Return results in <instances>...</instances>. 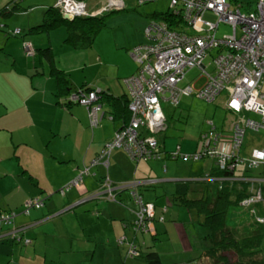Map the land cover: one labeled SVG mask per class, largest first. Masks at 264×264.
<instances>
[{
  "label": "crops",
  "instance_id": "obj_1",
  "mask_svg": "<svg viewBox=\"0 0 264 264\" xmlns=\"http://www.w3.org/2000/svg\"><path fill=\"white\" fill-rule=\"evenodd\" d=\"M56 1H22L19 12L0 14V22L8 23V19H14L17 13L22 15L23 11L31 10L26 22L31 25L29 32L31 27L43 21L45 11ZM12 2L3 0V5ZM149 12L151 14L147 15L150 16L160 13ZM52 32H29L32 43L37 44L35 55L31 63L24 65L27 71L15 68L24 80H7L3 85L8 94L0 95V211L18 212L27 200L42 201L28 213H18L11 224L0 226L5 236L0 239V264H143L142 257L149 246L155 247L149 251L157 252L163 264L177 263L173 256L178 252L184 255L178 260L180 263L189 260L186 256L199 257L196 252L199 239H203L207 231L199 223L201 217L186 208L191 214L187 220L183 206H168L158 198L163 188L170 192L168 197L176 201V195L191 188L190 181H200L199 176L205 171V174L213 172L214 161L208 157L197 160L168 157L167 153L176 149L191 153L196 146L188 139L192 137L173 131L167 125L163 131L164 139L157 140L162 153L158 159L133 161L124 149L114 148L102 159V162L107 160V164L94 161L115 131L128 122L129 113L124 104L129 97L123 79L137 70L128 50L146 42L144 31L139 27L135 39L125 46L108 38L98 39L96 45L93 42L90 47L81 49L71 48L63 42L64 38L56 36L54 43L62 42L61 45L68 48L63 55L60 54L63 50L57 51L52 45ZM1 41L5 43L4 38ZM45 47L50 48V59L41 56L37 50ZM58 71L68 78L71 90L87 86L104 91L99 98L103 117L98 126L90 127L86 106L71 104L63 107L58 103L64 97L56 81ZM223 106L221 108L229 118L221 130H228L236 115ZM170 135H181L182 140L174 138L168 146L165 140ZM175 143L177 146L173 149ZM263 144L264 140L260 145ZM257 146H251L246 149V154H241L247 155ZM205 160L211 161L203 165L200 161ZM189 161L192 162L186 164ZM248 170L239 173V177L248 183L244 184L246 191L253 193L264 189V180H260L262 173ZM212 177L219 185V177L216 174ZM105 178L113 184L112 200L95 196L103 188ZM229 182L232 190L235 182ZM133 193L139 195L143 203L151 204L154 216H158V220L150 221L142 231L134 228L138 205ZM66 214L71 215L72 222L64 221ZM160 216L162 220H159ZM189 223L195 225L194 249L186 231ZM14 229H18L20 240L9 237ZM174 230L181 233L182 246L174 245ZM146 234L154 242L164 234L171 246L149 245ZM23 237L29 243H23ZM186 241L191 245L188 248ZM201 243L203 249L208 246V242ZM131 246L142 254L130 256ZM167 253L170 258L166 257ZM200 260L205 261L203 256Z\"/></svg>",
  "mask_w": 264,
  "mask_h": 264
},
{
  "label": "built area",
  "instance_id": "obj_2",
  "mask_svg": "<svg viewBox=\"0 0 264 264\" xmlns=\"http://www.w3.org/2000/svg\"><path fill=\"white\" fill-rule=\"evenodd\" d=\"M152 1L136 0L137 5ZM168 1L169 15L177 21L175 26L169 27L165 19L151 21L144 28L148 41L128 50L137 65L136 72L123 79L129 97L127 107L130 119L105 143L100 157L105 158L113 148L121 147L136 161L160 158L154 134L166 128L161 100H168L173 106L178 105L183 96H196L212 102L225 90L224 108L236 115L228 130L216 129L209 120V127L200 133L191 153L176 149L169 156L190 160L215 158L222 169H232L238 164L245 165L247 169H264V144L251 148L247 155L241 154L247 129L262 130L264 135V0H257L256 11L250 12L241 11L239 6L227 0ZM56 4L69 18L88 14L86 4L80 0H58ZM124 7L125 0H105L102 9L93 11L91 15ZM206 13L212 14L215 19L205 18ZM220 23L228 24L232 32L217 38ZM215 47L219 48V52L212 58L213 69L209 72L204 59L208 50ZM25 51L28 55L34 52L29 45L25 46ZM195 67L200 69L204 82L199 87H195L194 82L180 86L186 71ZM99 93L98 88L95 91L79 90L68 98L87 107L92 126H96L103 115ZM248 112H255L259 119L240 115ZM140 128L146 134L140 133ZM102 163L107 164V160ZM260 180H264V174ZM111 187L109 181L105 180L98 194L106 191L105 197L109 199L112 196ZM253 193L242 201V205L264 202L262 189ZM132 195L138 205L134 228L142 231L146 228V221L154 216L153 206L143 203L139 195ZM41 202L40 199L25 201L24 213H28L33 206H40ZM15 215L0 213V226L11 223ZM256 220L264 222V217H256ZM17 230H12L9 235L20 240ZM24 242L29 243V240L25 239ZM129 253L134 257L138 255L132 246Z\"/></svg>",
  "mask_w": 264,
  "mask_h": 264
},
{
  "label": "rangeland",
  "instance_id": "obj_3",
  "mask_svg": "<svg viewBox=\"0 0 264 264\" xmlns=\"http://www.w3.org/2000/svg\"><path fill=\"white\" fill-rule=\"evenodd\" d=\"M22 1H28V0H22ZM21 1V2H22ZM105 0H85L87 7L89 10L95 11L97 9H102V5ZM125 7L124 10L121 11H108L103 14V20H104V26L103 28L99 31L97 36L95 37V45L97 44L98 39H103L106 40L108 38H111L116 44H119L120 46H125L128 43H131L135 39V33L139 29V27L144 31V28L151 22V21H159L162 19L161 16L162 14L168 11V0H155L152 2H149L147 4L143 5H137L136 0H125ZM232 4H235V0H227ZM6 2V1H5ZM20 2V3H21ZM237 2L242 6L241 11L245 12L248 11L247 9L253 10L255 8V0H237ZM57 3V1L55 2ZM12 4V3H11ZM10 4V5H11ZM3 5V0H0V6ZM56 5V4H54ZM154 10L160 12L159 14L155 15L151 14L149 11ZM31 11V10H30ZM27 11H23L22 15L17 13L14 17V19H8V23L6 21L1 20V23L3 24L7 23L8 26H4L3 31L0 30V48L4 46L3 49H0V95H7V87L4 86L3 84L7 80H24V78H21L18 76L17 72L15 71V68L18 69L19 71H27V69H24V65L27 63H31L33 56L28 55V53L25 52V46L29 45L33 50L35 49L37 44L32 43L31 39L29 38V32H28V27L31 25H27V13H30ZM154 15V16H153ZM38 17V16H37ZM31 18H34L31 16ZM205 18H209L211 20H214L215 17L210 14L206 13ZM19 29L22 32L17 33V36H12V31L14 29ZM26 32V34H24ZM232 29L229 25L225 23H220L218 26V29L216 31V37L220 38L223 34L231 33ZM53 36L52 40L53 43L52 45L56 47V50H63L60 54H64L66 50L68 49L65 46H62V42L60 44H55L54 40L56 36H61V38H65L66 36V27L65 25L61 24L57 26L53 30ZM42 34V33H40ZM44 34V33H43ZM9 35V36H8ZM146 42L148 41V38L146 37L144 33ZM43 37V36H41ZM4 38L5 43H3L1 40ZM145 43V42H144ZM69 46V45H68ZM73 48V47H71ZM219 52V48L215 47L210 50H208V55L204 59V64H208L206 67L207 71H211L213 69L212 65V58ZM58 55V54H57ZM29 56V57H28ZM30 59H28V58ZM11 68V70H10ZM200 69L198 68H191L186 71L185 77L182 79V81L179 83L180 86H186V85H192L194 82L195 87H199L203 82H204V77L200 76ZM196 78H198L196 80ZM167 97V94L165 95V98ZM226 97V91L223 90L220 95L217 97V99L213 102H206L200 98H197L196 96H185L181 99V104L178 106H173L169 103L168 100H161V106L164 111V114L166 116V124L169 126V129H172L173 131H180L181 134H185L188 137V139H192V141L195 143L197 142V137L200 132L206 130L209 125L207 124V121L211 120L214 122V124L217 126V129L221 130L226 127V123L229 116L225 114L224 109L221 108L222 102L224 101ZM184 103V104H183ZM224 107V106H223ZM245 116H244V115ZM244 117H249L258 120L259 116L255 112L251 113H243ZM175 132V133H177ZM179 133V132H178ZM170 136H173L170 137ZM169 137L166 138V143L168 146L172 145V141L174 138L177 140H182L181 135H170ZM160 137H163L164 139V134L163 132H159L154 135L155 140L157 141ZM264 140V135L263 131H253L250 129H247L245 132L244 136V141H243V146L241 149V152L243 154H246L247 150L251 146L258 145L260 146L261 142ZM158 143V142H157ZM177 143L173 145V149L176 148ZM172 149V150H173ZM190 152V151H186ZM211 159V158H210ZM182 161V160H181ZM211 161V160H210ZM209 160L205 161H200L203 165L208 164L210 162ZM186 161L184 160L183 163ZM192 161L187 162L186 164H190ZM238 174L240 173V170L236 171ZM257 172L260 173L264 172V169L261 167L260 169L257 168L253 170V173ZM206 171L199 176L200 178H205L206 176ZM203 182V181H201ZM200 181L193 182L190 181V190H188V196H195L196 191L200 188L202 185ZM206 185H209V190L207 192L208 196H212L216 192V187H217V182L215 181H207ZM121 186V185H120ZM119 187V186H117ZM150 190H154L153 188H150ZM194 190V192H193ZM166 191V193H164ZM166 194V195H165ZM170 195V192L161 188V192L159 194L160 197V202H163V204L172 206L174 204V207H184L185 215L187 216V220L190 219V215L187 210L185 205L182 204H175L172 199H170L168 196ZM190 198V197H188ZM24 205L20 209V211L16 212V215L19 213H24ZM31 209V208H30ZM29 209V210H30ZM255 210V213H253L252 210ZM259 210L256 206H241V205H233L230 206L227 214H226V222L230 227H234L238 233L239 236H246L251 229L250 224L255 221V217L257 214H259ZM197 215V214H196ZM193 216V215H192ZM202 217V215H200ZM65 222H72V218L70 214H66L63 216ZM180 217H185L184 215H180ZM156 223V221H155ZM167 224H170V221L166 220ZM190 225L186 226V231L189 235V239L191 241V245L193 248L194 240H193V233L195 230V225L189 223ZM139 232V231H138ZM141 236V235H139ZM146 239L149 240V245H162L165 247L168 245L169 247L170 242L169 240H166L164 238V234L160 235L159 241H152L150 239V235H145ZM23 243L25 240V237L22 238ZM174 245L182 246V236L181 233L178 230H174V238L172 239ZM198 240H196L197 242ZM200 244L199 248H202V243L201 242H206L204 239H199ZM148 245V246H149ZM187 248L190 247V243H187L186 241ZM210 246V244H209ZM263 250L261 253L257 254L254 259L260 260L262 257H264V240L262 243ZM148 250H154L155 247L149 246L147 247ZM166 257L170 258L171 255L170 253L165 254ZM226 255L231 256L230 259L233 260L235 258V254L233 251L228 252ZM184 255L175 254L173 256L175 262L177 263H170V264H194L191 261V257L186 256L189 260L188 261H183L182 263L178 262L180 258H183ZM193 257V256H192ZM186 258V259H187ZM144 259V257H142ZM145 260V259H144ZM212 264L215 263V261L211 262ZM231 264H233L230 261ZM135 264H140L139 262H136ZM143 264H146V262L143 261Z\"/></svg>",
  "mask_w": 264,
  "mask_h": 264
},
{
  "label": "trees",
  "instance_id": "obj_4",
  "mask_svg": "<svg viewBox=\"0 0 264 264\" xmlns=\"http://www.w3.org/2000/svg\"><path fill=\"white\" fill-rule=\"evenodd\" d=\"M21 1L22 0H13L12 4L6 3L0 8V14H8V13L11 14L14 12H19L20 10L18 9L20 8L19 4ZM80 1H83L86 4L85 0H80ZM256 3H257V0H255V8L253 10L251 9H247V10L249 12L256 11ZM234 5L242 7L237 2V0H235ZM86 8L88 11H92V10H89V8L87 7V4H86ZM24 10H27V8ZM103 12H101L102 14L100 15H97V14L90 15L92 12H88V14L86 15H77L70 19V18L64 17V14L62 13L60 7L57 6L56 4L54 6H50L45 11L43 21L40 24L31 27L29 32H36V33L46 32L49 30H54L57 26L63 24L66 27V36L63 39V42L69 45L70 47H73L76 49L87 48L93 44L95 37L97 36L99 31L103 28L105 24L103 20V14L105 12L104 13ZM162 15H163L161 16L162 19H165L168 22L169 27L175 26L177 21L175 20V18L170 17L168 11L163 13ZM4 26H6V24H3L0 22L1 31H3ZM21 32L22 31L17 28L12 31L11 35L17 36V33H21ZM37 50H39L42 53L41 56H45L48 59L51 58L50 57L51 52H50L49 47H45L42 49L40 48ZM35 52L36 50L34 49V55H35ZM59 72L60 71L56 73V81H57V84L62 94H64V97H63V100L62 101L59 100L58 103H60L63 107L64 106L67 107L71 104H80L78 101H69L68 98L71 93L77 92L79 90L95 91L97 89V87L84 86V87L71 90V88L69 87L68 78L65 77L64 75H61ZM99 91H100L99 95L101 96L104 93V91L102 89H99ZM183 97H181V99ZM181 99H180V102H181ZM127 105H128V99L126 103L124 104V106L129 113ZM102 117L103 115L101 116L96 126L99 125ZM129 117H130V113H129ZM129 117H128V122H129ZM128 122L125 125H127ZM125 125H123L122 127H124ZM96 126H92L90 124L91 128L96 127ZM166 128H167V124H166ZM163 131H160V132H163ZM139 132L142 134H146V131L143 128H140ZM157 147L159 149L158 144H157ZM115 148H121V147H115ZM101 153H102V149L97 154L96 158L94 159V161H96L97 163L102 162V159L104 158V157H100ZM160 154H162L161 151H160ZM167 154L170 159L177 158V157L171 158L169 156L170 152ZM211 159L214 161V167H212L211 169V171L213 172L206 174L205 178L203 179L201 178L200 182L201 181L203 182H201L202 185L196 191L195 196H192V195L188 196V191H186L184 193H180L176 195L175 197L176 201H174L176 204H182V205L187 206L186 208L188 210L194 211L198 216L202 215V217L200 216L201 220L199 221V223L201 224V226H204L207 229L206 234L203 236V239L208 242V246L205 247V249L203 248L200 249L199 247H197L196 252L199 253V257L192 258L193 260L191 262L194 264H212L211 262L215 261L214 264H231L230 263L231 261L233 264H264V257H262L260 260L254 259V257L257 254L261 253V251L263 250L262 243L264 240V222L257 221L256 217H261V218L264 217V203L261 202V203L252 205V206H256L260 212L259 214L256 215L255 221H253L250 224L251 229L253 230L250 231V233H248L246 236H239L236 229L234 227H230L226 222V214L230 206H233V205L251 206V205H242L241 201L243 199H247L248 197H251L254 193H250L246 191V186L244 184H246L247 182L246 183L244 182L245 178L239 177L240 175L236 172L237 170L245 171V172L246 170L247 171L249 170L243 164H238L235 168H232V169H228L227 167H225V169H222L220 168L219 165H217L218 164L216 161L217 159L215 158H211ZM191 160H194V159H191ZM133 161H136V160H133ZM142 161H145V160H142ZM260 168L261 167H259V169ZM250 170H254V169H250ZM245 172L242 173V176L244 175ZM213 174L214 175L216 174L217 177H219L221 181L220 183H218L219 185H217L216 187L215 194L210 197L207 195V192L209 190V185H206V183L207 181L215 180L212 177ZM263 174H261L262 177H263ZM105 180L109 181L106 178ZM227 181L228 182L231 181V183L235 182V185L232 190L230 189V186H229L230 182L228 183ZM110 186H113V184L110 183ZM238 187H240L241 189L240 190L237 189ZM188 190L191 191L190 188H188ZM261 195L262 197H264V189ZM108 200H112V199L109 198ZM0 213L16 214L15 212L11 210L3 211V212L0 211ZM253 213H255V211ZM154 219L158 220V216L157 215L153 216L151 220H147L146 221L147 224ZM1 225H5V224H1ZM231 251H233V253L235 254V258L233 260L230 259L231 256L226 255L228 252H231ZM141 254L142 252L138 251V255L140 256ZM202 256L204 257L205 261L200 260ZM144 259H145L146 264H163L160 260L158 253L155 251L148 250L147 253L144 254Z\"/></svg>",
  "mask_w": 264,
  "mask_h": 264
},
{
  "label": "clouds",
  "instance_id": "obj_5",
  "mask_svg": "<svg viewBox=\"0 0 264 264\" xmlns=\"http://www.w3.org/2000/svg\"><path fill=\"white\" fill-rule=\"evenodd\" d=\"M155 1V0H154ZM105 2V1H104ZM126 2V1H125ZM229 2V1H228ZM149 3V2H148ZM232 4V3H231ZM103 6V5H102ZM241 8V7H240ZM87 9V8H86ZM121 10H124V8L123 9H120V10H111V11H121ZM88 11V10H87ZM88 12H93V11H88ZM103 12V11H102ZM104 12H108V11H104ZM103 12V13H104ZM100 14H102V13H99V14H97V15H100ZM91 15V14H90ZM69 18V17H68ZM71 19V18H70ZM140 44V43H139ZM138 45V44H137ZM135 46V45H134ZM133 47V46H132ZM131 47V48H132ZM32 55H34V52H33V54ZM162 107V106H161ZM98 192H100V191H98ZM255 192V191H254ZM95 196H97L96 198H105V196H106V193H102V194H97V195H95ZM107 198V197H106ZM108 199V198H107ZM244 200V199H243ZM242 200V201H243ZM242 201H241V203H242ZM257 203H261V201L260 202H256V203H252L251 204V206L252 205H254V204H257ZM262 203H264V202H262ZM253 212L255 211L254 209L252 210ZM1 230V229H0ZM2 233V232H1ZM10 234V233H9ZM8 234V235H9ZM3 238L5 237L4 235L2 236ZM2 237H0V239H2ZM9 237H10V235H9ZM11 239H14V238H12L11 237ZM137 257V256H136Z\"/></svg>",
  "mask_w": 264,
  "mask_h": 264
},
{
  "label": "water",
  "instance_id": "obj_6",
  "mask_svg": "<svg viewBox=\"0 0 264 264\" xmlns=\"http://www.w3.org/2000/svg\"><path fill=\"white\" fill-rule=\"evenodd\" d=\"M64 17H65V18H68V16H67V15H64Z\"/></svg>",
  "mask_w": 264,
  "mask_h": 264
}]
</instances>
